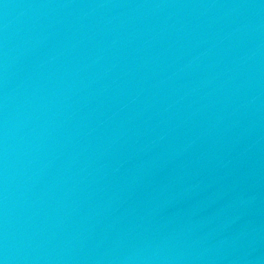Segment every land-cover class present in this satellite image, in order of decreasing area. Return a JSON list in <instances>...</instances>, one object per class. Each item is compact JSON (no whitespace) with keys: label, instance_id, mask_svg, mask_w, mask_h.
Returning a JSON list of instances; mask_svg holds the SVG:
<instances>
[{"label":"water","instance_id":"water-1","mask_svg":"<svg viewBox=\"0 0 264 264\" xmlns=\"http://www.w3.org/2000/svg\"><path fill=\"white\" fill-rule=\"evenodd\" d=\"M0 264H264V0H0Z\"/></svg>","mask_w":264,"mask_h":264}]
</instances>
